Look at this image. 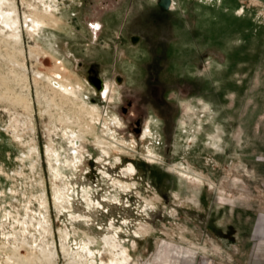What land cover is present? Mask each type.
I'll return each instance as SVG.
<instances>
[{
    "label": "rangeland",
    "instance_id": "obj_1",
    "mask_svg": "<svg viewBox=\"0 0 264 264\" xmlns=\"http://www.w3.org/2000/svg\"><path fill=\"white\" fill-rule=\"evenodd\" d=\"M16 1L37 17L35 66L56 63L132 152L79 141L38 101L25 126L0 26V264H264V0H173L157 22L154 0Z\"/></svg>",
    "mask_w": 264,
    "mask_h": 264
},
{
    "label": "bare ground",
    "instance_id": "obj_2",
    "mask_svg": "<svg viewBox=\"0 0 264 264\" xmlns=\"http://www.w3.org/2000/svg\"><path fill=\"white\" fill-rule=\"evenodd\" d=\"M27 1L28 0H22V3L23 4L27 3L29 6V3ZM40 15L46 16L48 20H50L51 18L50 14L46 11L40 12ZM36 18L37 17H34L31 14H27L26 12L23 13L20 10V7L16 0H0V26L3 32L7 31L5 37L8 40V42L6 44L10 49L7 56L5 57L7 58L8 61H10L13 68H17L21 73L20 77L16 78L15 75V77H13V79L11 80L21 86V93L18 96L17 94L16 96L14 95L16 97L15 99L10 98V100L9 99L8 100L11 101L13 105L15 104L16 107L18 105L19 107L21 106L24 109V111L27 112L24 113L26 115V121H24V125L27 127L30 125L31 128L34 129L33 127L34 121H33L32 113L34 111V103L38 101L39 104L42 103L45 104L43 110H40L41 112H46L53 115L52 112H55V110L58 109L62 113H64L65 118L59 117L58 119H56L55 123H57L60 120L61 123L68 124L69 127L71 125L78 124V134L73 133L72 135L74 138L80 139L79 141L83 140V138L84 140L85 138L90 140L91 135L93 134L97 138V140L94 142H98V146L101 145V147H106L108 149V150L105 149L107 154H109V150L111 149L124 155L131 154L132 151L125 141L112 139L108 136L107 132H105L104 122L106 119L103 114L98 115V113H94L95 112L94 110L88 111V108H85L86 106L84 102L74 101L69 97V95H74V93L76 92L70 86H69L70 89L69 87H65L64 83L67 82L66 80L67 77L64 74V71L62 72L61 68L57 66L56 63H55L56 65L54 64V66H52L51 68L46 67L47 69L46 71H42L35 66V64L37 63L40 64V62H42L41 59L44 56H42V54L39 53L36 47L26 44L25 31L27 27H31L32 30H34V27L31 26L30 22L31 21L35 22V20L37 22ZM46 57L49 56L47 55ZM91 77L94 83H99L100 79L97 76H91ZM58 80H62V81L59 83ZM40 85L46 86V89L43 88L44 90L39 92L41 88ZM33 86L36 88V93L35 90L33 91L34 89ZM58 88L61 89V92L58 90ZM102 88L100 89L99 95L108 97L109 100L108 103H109L111 100L110 94L112 90L111 88L106 86L104 87L102 86ZM24 91L25 94L22 95V92ZM49 92H53L54 94H56V92H60L59 93L60 98L54 99L55 97L54 98L50 97ZM1 99L3 100V98H0V100ZM54 108L55 110H53ZM73 108L77 111L76 113H81V111L83 113V118H81L80 116L79 119L77 120V123L71 120V118H69L70 115L69 112ZM90 118L97 120L100 123L99 126L93 127L89 122ZM10 127L17 134V136L20 137L19 132L17 130V125L15 124L14 120L11 121ZM147 132L148 130L145 131L144 134L145 136L143 138L147 137L148 135ZM104 138L107 141L104 140ZM34 152L40 155L38 149H35ZM47 153L52 154V146H48ZM138 154L141 155L142 153H138ZM156 157L154 155L146 156V158L154 162L157 160ZM171 169H178V168L175 166H171ZM186 173L189 174L188 171H186ZM105 241L106 243H112V237L107 236ZM68 264H74V263L68 262Z\"/></svg>",
    "mask_w": 264,
    "mask_h": 264
},
{
    "label": "flooded vegetation",
    "instance_id": "obj_3",
    "mask_svg": "<svg viewBox=\"0 0 264 264\" xmlns=\"http://www.w3.org/2000/svg\"><path fill=\"white\" fill-rule=\"evenodd\" d=\"M126 0L123 1V3L125 2ZM173 0H154V2H152V5H151V10H148V13L151 14V19H147V21H152V22H157L158 20L161 21L162 18H161V15L163 12H166V11H169L170 9H172L174 7L173 3H172ZM133 2V1H132ZM172 5V6H171ZM142 11H145V10H142ZM131 12H129L130 14ZM128 16V15H127ZM161 18V20H160ZM98 25V23L96 24ZM94 25V26H96ZM136 37V35H131V38H134ZM97 65V64H96ZM92 63L88 64L87 66V77L89 78L90 76H97L99 79L101 78L103 81V76L100 75V73L98 72L97 68L95 66H93ZM142 127H138L137 126V130H141Z\"/></svg>",
    "mask_w": 264,
    "mask_h": 264
},
{
    "label": "water",
    "instance_id": "obj_4",
    "mask_svg": "<svg viewBox=\"0 0 264 264\" xmlns=\"http://www.w3.org/2000/svg\"><path fill=\"white\" fill-rule=\"evenodd\" d=\"M88 79L90 80L89 82H92L91 84L95 87L96 91H97V92H100V89H101L102 86L104 85V84H103V80L100 78L99 83H94V82L92 81V77H91V76H90ZM92 100H94V99H92Z\"/></svg>",
    "mask_w": 264,
    "mask_h": 264
},
{
    "label": "crops",
    "instance_id": "obj_5",
    "mask_svg": "<svg viewBox=\"0 0 264 264\" xmlns=\"http://www.w3.org/2000/svg\"><path fill=\"white\" fill-rule=\"evenodd\" d=\"M94 27H95V29H96V28L98 29V28H100V24L98 23V25H96V26H94ZM263 219H264V218H263ZM262 225H264V220H263V224H262ZM263 237H264V236H263ZM263 237H262V238H263ZM256 260H259V261H260V260H263V257L260 258V256H257Z\"/></svg>",
    "mask_w": 264,
    "mask_h": 264
}]
</instances>
